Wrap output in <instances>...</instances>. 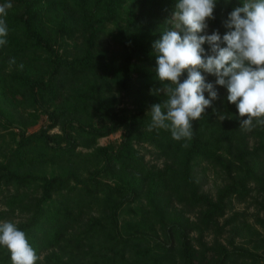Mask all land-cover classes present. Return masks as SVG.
I'll return each mask as SVG.
<instances>
[{
	"label": "trees",
	"instance_id": "obj_1",
	"mask_svg": "<svg viewBox=\"0 0 264 264\" xmlns=\"http://www.w3.org/2000/svg\"><path fill=\"white\" fill-rule=\"evenodd\" d=\"M9 2L7 43L0 45V99L33 110L62 97L47 110L49 123L30 132L22 117L0 103V201L6 205L0 220L16 208L27 212L16 225L35 249L36 264H161L175 262V256L180 264H264V221L251 248L233 235L247 225L246 214L226 216L233 199L247 200L251 183L264 188V126L243 131L244 118L227 101L226 88L202 73L217 99L193 122L191 140L148 130L151 106L166 99L157 91L163 85L156 78L152 44L171 27L176 0H0V5ZM240 3L216 0L214 19L202 34L215 30L222 36L223 22ZM122 97L136 107L120 106ZM78 108L93 110L100 123L78 116ZM15 119L17 130L10 128ZM53 127L59 131H50ZM120 129L118 143H97ZM249 134L256 138L251 146ZM143 143L165 157L161 166L145 161L136 146L146 149ZM79 145L93 149L82 152ZM86 161L91 166L82 176L79 163ZM55 162L59 173L33 169ZM203 163L227 180L214 196L201 189L197 167ZM132 202L142 217L121 223V210ZM144 215L159 223L164 241L155 239L156 229L140 228L143 222L152 226ZM228 230L226 241H220ZM210 233L208 241L204 236ZM152 236L153 246L147 239ZM53 245L67 248L68 257L47 252ZM0 264H11L2 247Z\"/></svg>",
	"mask_w": 264,
	"mask_h": 264
},
{
	"label": "clouds",
	"instance_id": "obj_2",
	"mask_svg": "<svg viewBox=\"0 0 264 264\" xmlns=\"http://www.w3.org/2000/svg\"><path fill=\"white\" fill-rule=\"evenodd\" d=\"M12 7L10 2L0 5V45L7 43L5 17ZM215 7L216 0H176L168 19L171 27L153 42L156 78L163 85L157 91L166 99L151 106L149 131L166 130L175 141L191 140L193 122L217 99L213 83L202 73L227 89V101L244 118L239 126L243 131L264 126V0H242L223 22L227 31L222 36L215 30L202 34ZM0 247L8 251L11 264H36L39 259L25 232L11 221L0 222Z\"/></svg>",
	"mask_w": 264,
	"mask_h": 264
},
{
	"label": "rangeland",
	"instance_id": "obj_3",
	"mask_svg": "<svg viewBox=\"0 0 264 264\" xmlns=\"http://www.w3.org/2000/svg\"><path fill=\"white\" fill-rule=\"evenodd\" d=\"M114 93L116 95H119L116 91H114ZM61 99L62 97L59 96L56 99V101H50L49 103L44 102L42 106L43 108L39 106L38 108L33 109V110H31L28 107H24L23 104L21 103L17 104V103L7 101V99L5 100L0 99V103L3 104L5 107L7 106L11 110H14V113L16 114L15 118L22 117V119H24L27 123L26 124L27 132H30L33 130H37L41 126H46L49 123L50 119L47 116L46 112L47 110H51L52 108H54L57 105V103L61 101ZM147 102L149 101L147 100ZM118 104L120 106H126L127 111H131L136 107V103L132 102L129 97H122V99L118 102ZM76 114L86 120H93L95 123H100V119L98 118L99 116L91 109L87 113L83 111L82 109L78 108L76 111ZM19 124L20 123L18 122V120L15 119L13 121V124L10 126V128L17 130L20 126ZM50 131H59V128L53 127ZM121 137H122V129L117 130L116 132H113L109 135L99 137L97 139V143L98 144H106V143L116 144L120 141ZM247 141H248V144L251 146L256 142V138L253 135L249 134L247 136ZM136 146L141 150L142 153L144 152V158L148 164L154 163L155 165L161 166L162 163L164 162L165 157H163V155L162 156L158 155L157 151L151 145L143 143V146H146V149H144L143 147H140L138 144ZM77 149L81 150L82 152H87V151L92 150L93 147L79 145ZM62 163H66V162H62ZM79 166L81 168H84V169H80L79 171L81 172L82 176H85L87 174L86 167H90L91 164L89 161H86L83 163H79ZM33 169L35 171H38V172L40 171V173H44L48 175L50 174L52 170L55 171L56 173H59L62 168L59 166V163L55 162L51 164L50 163L41 164L40 166H35ZM197 170H198V176L201 180L200 181L201 189L210 193L213 196L215 195L217 189L227 181L225 178H223L220 175V173L215 171V169L213 168V165H211L210 163H207V164L203 163L199 165L197 167ZM250 185L252 186V191L249 197L247 198V200L242 202V201L233 199L231 210L227 212L226 216L232 214L234 211H242L246 214V218L248 220L247 225L242 227V229H240L241 233L233 234L234 240L236 243H242V244L248 245L249 247L253 248L254 244L257 242V239H258L257 233L255 230L263 231L262 223L264 221V210L261 207V203L264 204V188L263 189L259 188L253 183H251ZM140 200L142 201V203L145 202L144 198H141ZM133 203L134 202L131 203L130 207L125 206L124 209L121 210L120 215H119V221L121 223H124L125 221L129 219H139L140 217H142L143 213L140 210L135 211L134 206H137V205H133ZM137 203L141 204V202L139 201H137ZM175 203H176V206L180 208L181 205L177 202H174L173 205H175ZM0 208H6L5 203L2 201H0ZM137 208L140 209L141 207L137 206ZM94 214H98V212L94 210ZM185 215H189L190 218H193V219L195 218L194 213L187 212ZM26 216H27V212L21 211V209L16 208L15 212L11 214L10 217L6 219H2L0 220V222L11 221L16 224L20 220H24ZM144 218H146L148 225L150 222H152V226L148 227L146 226V223L143 222L142 224H140V228L144 229L148 233H151L150 228L156 229L158 233L154 236L155 239L164 241V235L162 234V231L159 227V223L152 220V218L146 217L145 215H144ZM221 221H222V218L220 219V222ZM226 228H229V226H226ZM195 233L196 232H192V234H195ZM229 233H230L229 230L227 232H224L223 236L219 237L220 241L225 242L227 235H229ZM204 238L207 239L208 241H211L213 239V234L212 233L206 234ZM147 239H148V243H150V245L153 246V241H154L153 236L148 237ZM143 243H146V240H144ZM171 244H172V250L176 251V247H177L176 242L171 243ZM49 250H56L58 252H61L62 258L64 259L68 257L69 255L67 248L64 247L63 249H60L58 245L51 246L49 249H47V252ZM259 250H262V247H260ZM43 254H41L40 256H43ZM174 258H175V262H173L170 259V260L160 261L159 263L161 264H180L181 263V260L179 257L175 256Z\"/></svg>",
	"mask_w": 264,
	"mask_h": 264
}]
</instances>
